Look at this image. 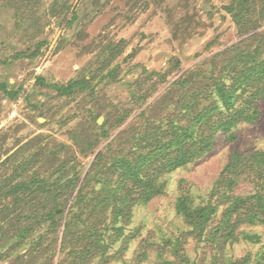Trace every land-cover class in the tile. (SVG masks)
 I'll return each instance as SVG.
<instances>
[{
    "label": "rangeland",
    "instance_id": "374dc122",
    "mask_svg": "<svg viewBox=\"0 0 264 264\" xmlns=\"http://www.w3.org/2000/svg\"><path fill=\"white\" fill-rule=\"evenodd\" d=\"M239 1L0 0V187L12 174H21L15 184L27 173H44L53 162L46 163V155L53 151L67 161L71 172L66 177L80 174L78 186L96 171L100 152L102 164H109L113 150L127 145L132 129L142 127L145 118L173 112L176 104L165 99L185 92L178 82L218 73L216 53L264 29V3L255 0L256 10L246 17L259 21L260 28L241 33L234 16L240 14ZM78 81L87 87L75 85ZM259 107L258 121L218 132L207 153L161 175L157 193L135 205L110 255L92 264H166L165 259L173 264H264V223L240 224L220 250L206 237H196L177 210L179 198L192 206L216 204V226L229 204L227 196L264 194V180L240 165L228 173L234 177L230 187L218 186L235 154L264 150V98ZM97 125H104L109 136ZM85 128L98 139L82 140ZM4 216L0 213V226ZM177 237L183 247L175 254L163 245L164 239ZM14 241H0L2 264L28 248L12 247Z\"/></svg>",
    "mask_w": 264,
    "mask_h": 264
},
{
    "label": "trees",
    "instance_id": "16d2710c",
    "mask_svg": "<svg viewBox=\"0 0 264 264\" xmlns=\"http://www.w3.org/2000/svg\"><path fill=\"white\" fill-rule=\"evenodd\" d=\"M250 2L240 0V14L234 15L243 35L260 28L259 21L246 17L249 11L256 10L257 2L252 1L249 8ZM213 58L219 62L216 66L221 65L218 73H204L201 81L184 78L178 82L185 92L165 99L176 104L173 112L145 118L142 127L132 129L127 145L113 150L109 164H102L104 154L100 152L94 162L96 171H89L81 185L78 186L79 173L66 177L71 169L54 151L46 155V163L53 162L44 173H27L15 184L12 181L20 173L5 180L0 187V213L5 215L0 241L15 240L12 247L28 246L23 254L6 264H92L96 259H106L117 242L115 237L124 235L135 205L149 201L157 193L161 175L207 153L218 132L230 131L241 122L258 121L259 101L264 98V29L233 43ZM75 85L86 88L87 82L78 81ZM97 128L109 136L104 125ZM84 131L80 134L82 140L98 139L99 135L89 128ZM39 156L36 153L33 157ZM58 162L62 164L57 167ZM239 165L241 169L253 168L264 180V150H253L235 154L234 162L218 180L219 187L231 186L229 182L234 177L228 173L236 171ZM54 166L57 168L51 169ZM74 191L65 219L66 205ZM10 196L13 202L5 203ZM227 197L229 204L216 226L212 225L216 204L192 206L186 198H179L177 204L178 212L192 226L191 232L198 238L206 237L220 250L235 238L240 224L264 223L263 193ZM21 202L25 205H20ZM112 230L116 231L113 235ZM182 244L177 237L164 239L163 246L172 248L176 254ZM4 258L0 254V264ZM165 262L173 264L170 259Z\"/></svg>",
    "mask_w": 264,
    "mask_h": 264
},
{
    "label": "water",
    "instance_id": "95a60500",
    "mask_svg": "<svg viewBox=\"0 0 264 264\" xmlns=\"http://www.w3.org/2000/svg\"><path fill=\"white\" fill-rule=\"evenodd\" d=\"M189 80H191V77H189ZM100 121H101V119H100ZM1 236H2V235H1V232H0V238H1Z\"/></svg>",
    "mask_w": 264,
    "mask_h": 264
}]
</instances>
